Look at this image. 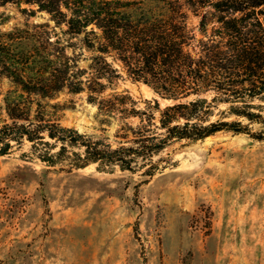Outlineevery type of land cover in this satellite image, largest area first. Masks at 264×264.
Masks as SVG:
<instances>
[{"label":"rangeland","instance_id":"obj_1","mask_svg":"<svg viewBox=\"0 0 264 264\" xmlns=\"http://www.w3.org/2000/svg\"><path fill=\"white\" fill-rule=\"evenodd\" d=\"M186 9L197 33L199 17ZM35 24L44 25L30 29L35 38L49 37V49L65 48L70 73L89 71L95 52L85 47L83 33L68 34L45 11L31 16L14 4L0 6V32ZM115 91L141 108L145 100L170 103L123 72L102 95ZM19 94L0 73V122L9 121L6 97ZM87 96L86 87H63L50 98L22 99L32 110L40 102L45 116L62 126L117 146L125 119L99 112ZM75 160L67 154L55 165L43 163L27 140L0 155V264H264V141L229 131L172 141L152 157V176L143 174L141 159L133 170L97 163L75 168Z\"/></svg>","mask_w":264,"mask_h":264},{"label":"trees","instance_id":"obj_2","mask_svg":"<svg viewBox=\"0 0 264 264\" xmlns=\"http://www.w3.org/2000/svg\"><path fill=\"white\" fill-rule=\"evenodd\" d=\"M5 4L31 16L47 12L68 34L83 33L95 54L88 72L70 73L65 48L49 49V37L39 40L30 30L44 25L0 32V73L21 90L18 98L5 99L9 121L0 122V155L27 140L48 165L71 154L75 168L97 163L133 170L141 159L143 174L152 176V157L172 141L195 142L221 131L264 141V0H185L186 6L178 0H0ZM187 7L199 17L197 33L188 25ZM122 72L170 103L145 100L141 108L124 91L104 97ZM63 87H86L99 112L137 123L124 120L118 131L123 141L112 147L47 118L40 102L32 110L22 99L50 98Z\"/></svg>","mask_w":264,"mask_h":264}]
</instances>
